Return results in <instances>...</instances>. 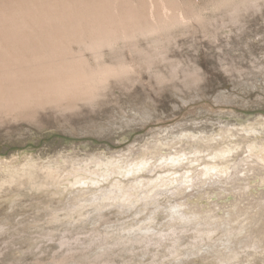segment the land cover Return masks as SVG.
Masks as SVG:
<instances>
[{"label":"rangeland","instance_id":"374dc122","mask_svg":"<svg viewBox=\"0 0 264 264\" xmlns=\"http://www.w3.org/2000/svg\"><path fill=\"white\" fill-rule=\"evenodd\" d=\"M156 1L179 5L181 18L190 7L196 14L147 41L149 53L139 43L103 55L130 71L102 90L116 102L0 114V264H50L57 247L35 250L63 233L93 236L68 243L66 264L108 251L99 263L121 264L130 236L183 227L217 234L155 264H206L244 243L263 247L264 1ZM159 12L168 21L171 12Z\"/></svg>","mask_w":264,"mask_h":264},{"label":"bare ground","instance_id":"6f19581e","mask_svg":"<svg viewBox=\"0 0 264 264\" xmlns=\"http://www.w3.org/2000/svg\"><path fill=\"white\" fill-rule=\"evenodd\" d=\"M133 1L134 5L129 0H0V114L17 119L22 114L45 108L52 111H71L81 107L92 110L95 106L101 108L116 102L117 98L113 91L104 94L102 90L109 85L120 84L123 77L128 74L129 69L126 67L128 64L125 63V66L121 59L106 63L102 61L103 55L112 52L119 44L123 47L127 44L132 48L139 43H143L144 52L149 53L150 47L146 51L147 41L154 37L157 42L159 38L155 39V36H158L159 32L161 34L165 32L164 29H167V26L174 24L178 28V22L181 23V20L190 16L192 18L196 14L193 12L194 9L192 10L194 14L190 11L193 0H189L192 1L191 3L188 1L189 11H185L186 3L185 7L183 3H180L185 11L179 8L183 12L180 15L182 18L177 15L179 5L171 4V1L169 3L164 0L168 5L165 7H160L159 3V6L155 4L156 0ZM164 1H161L162 5ZM220 2L217 3L220 4ZM224 2L227 3L228 0ZM251 2L252 4L261 3V0H239V4L235 3L241 8L247 3L251 5ZM159 8L171 12L170 16L166 17L168 21L160 18L163 12H159ZM174 25L172 27H175ZM143 49L140 50L141 54ZM143 54L147 56L146 53ZM144 58L147 62L150 61ZM144 64L142 63V66ZM124 85L118 89L120 96L126 94L130 86L127 82ZM159 228L164 229L163 226ZM216 234L183 227L164 233L160 231H156V234L155 231L148 233L151 240H148L149 236L132 235L122 246L124 249H130L127 252L122 251V254L125 253L128 257L127 260L123 258L122 263L138 264L137 260L145 255L150 256L147 264H155L158 259L161 263L167 261L173 263L172 257L178 247L182 245L184 248L194 249L197 244L203 243V240L208 241ZM92 238L91 235H73L72 237L70 233H63L54 240L44 237V245L38 247L35 252L41 248H47L50 252L53 250L51 247L53 244L58 251L52 254L49 263L66 264L68 258L72 260L74 257L67 251L68 243ZM151 242L153 244L149 245ZM249 244L244 243L241 248L217 261L208 260V258L206 264H264V245L261 249H255ZM102 247L104 245L99 246V248ZM152 248L157 249L151 254L149 250ZM160 250H163L162 254ZM62 252L65 255L56 260L55 255ZM109 252L102 253L93 262L86 264H100V260ZM2 255L0 254V257ZM35 264L45 263L35 261Z\"/></svg>","mask_w":264,"mask_h":264}]
</instances>
